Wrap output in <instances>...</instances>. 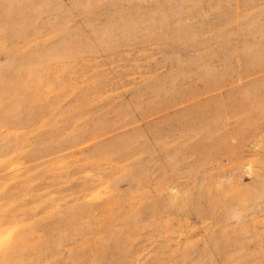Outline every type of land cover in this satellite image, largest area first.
Here are the masks:
<instances>
[{
  "label": "rangeland",
  "instance_id": "obj_1",
  "mask_svg": "<svg viewBox=\"0 0 264 264\" xmlns=\"http://www.w3.org/2000/svg\"><path fill=\"white\" fill-rule=\"evenodd\" d=\"M0 264H264V0H0Z\"/></svg>",
  "mask_w": 264,
  "mask_h": 264
}]
</instances>
